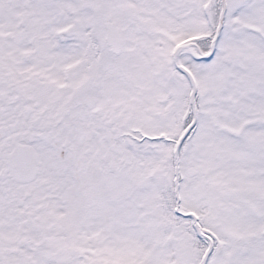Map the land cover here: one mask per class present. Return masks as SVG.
Listing matches in <instances>:
<instances>
[{
  "label": "snow or ice",
  "instance_id": "obj_1",
  "mask_svg": "<svg viewBox=\"0 0 264 264\" xmlns=\"http://www.w3.org/2000/svg\"><path fill=\"white\" fill-rule=\"evenodd\" d=\"M0 264H264V0H0Z\"/></svg>",
  "mask_w": 264,
  "mask_h": 264
}]
</instances>
